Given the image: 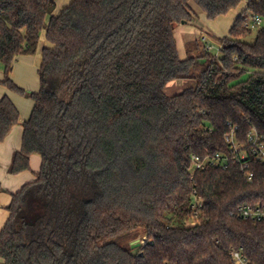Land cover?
I'll return each instance as SVG.
<instances>
[{"label": "trees", "instance_id": "1", "mask_svg": "<svg viewBox=\"0 0 264 264\" xmlns=\"http://www.w3.org/2000/svg\"><path fill=\"white\" fill-rule=\"evenodd\" d=\"M241 1L69 0L54 15V0H0V84L33 102L21 120L1 97L0 141L21 125L12 174L41 158L5 207L3 264H232L230 249L264 264V221L232 213L264 203V165L250 163L251 182L235 163L188 170L192 154L227 152L232 128L240 141L264 136V27L244 41L264 0H247L218 53L201 36L181 59L172 27L195 22V7L213 20ZM43 29L39 89L26 91L12 64ZM176 80L194 85L168 94ZM193 192L203 207L189 225Z\"/></svg>", "mask_w": 264, "mask_h": 264}, {"label": "crops", "instance_id": "2", "mask_svg": "<svg viewBox=\"0 0 264 264\" xmlns=\"http://www.w3.org/2000/svg\"><path fill=\"white\" fill-rule=\"evenodd\" d=\"M55 3L56 4H55L54 15H57L65 6L68 5L69 0H55ZM195 9L198 15L197 18L199 17L206 18L203 12H201L197 8ZM243 9L241 8L238 11V9L235 8L229 11L227 14H232V13L234 15L236 14L233 18V21H234L236 16ZM221 18L222 16H219L211 21H216ZM233 21H232V24H233ZM184 25H187V24L178 23L177 25L173 24L172 27H173L175 41L177 42V36H179L181 42L184 43V46H185V38H183L184 36L182 34L183 32H185ZM179 26H182V27L179 30H177ZM176 31H179V35L177 36H176ZM200 36L202 37L207 36L209 39V36L207 34L204 35L203 33H199L198 35L197 33L195 37L191 39H186V41L188 42L191 40H195L196 38ZM45 45H47V41L45 39V31H44L40 33L36 52L32 55L18 56L12 64V69L10 73L11 79L17 86H19L20 88L26 91L28 90L37 91L39 89V77H38L37 71H38V68L40 66L41 59H42L41 50ZM180 58L183 59L185 58V56L184 57L180 56ZM3 72H4L3 67H1L0 68V80L3 79L4 77ZM171 82H175L178 85L183 84L184 85L183 88L187 86L191 87L194 84L193 81L191 80H176V81H171ZM166 88H165V91H166ZM4 95H7L11 99V101L14 103V105L17 107V110L19 112V118L21 120H26L29 117L32 107H33L32 100L21 98L20 96L17 95V93L11 92V90H9L6 86L0 84V99ZM21 140H22V127L21 125L17 124L13 126L11 130L9 131V133L7 134V136L2 141H0V231L5 225V222L8 217V212L5 209V207L10 203L12 194L17 192L24 184L33 181L35 179V174L39 171L40 166H41L40 156L38 154H32L29 158V170L22 171L17 174H12L9 172V167H10V163L12 160V156L15 151H18L20 149Z\"/></svg>", "mask_w": 264, "mask_h": 264}, {"label": "built area", "instance_id": "3", "mask_svg": "<svg viewBox=\"0 0 264 264\" xmlns=\"http://www.w3.org/2000/svg\"><path fill=\"white\" fill-rule=\"evenodd\" d=\"M261 21L262 18L258 16H250L245 22V27L252 30V28L259 26ZM202 41L205 44V48L211 51L213 46L207 38L202 37ZM219 48L216 49V53H218ZM224 138L228 145L227 152H216L214 155L209 156L192 154L190 156L188 170L191 173H195L196 171H203L209 167L225 169L230 164L235 163L243 173L245 181L251 182L254 174L251 171L250 163L254 160L264 165V136L260 135L253 128L247 133L245 141H240L236 137L235 128H232ZM192 196L190 204L191 219L187 221L189 225H193L196 222L203 207L201 197L195 192L192 193ZM232 213L242 220L252 222L264 221V203H241L234 208ZM229 257L232 264H253L244 255L243 251L239 249H230Z\"/></svg>", "mask_w": 264, "mask_h": 264}, {"label": "rangeland", "instance_id": "4", "mask_svg": "<svg viewBox=\"0 0 264 264\" xmlns=\"http://www.w3.org/2000/svg\"><path fill=\"white\" fill-rule=\"evenodd\" d=\"M54 2H55V0H54ZM246 2H247V0H242L241 3L239 4V6L236 7V9H238V11L241 8L243 9L246 6ZM54 10H55V6H54L53 10L51 11V14H54ZM235 15L233 13L232 14H226V15H223L221 19L216 20V21H211L208 18L206 19L204 17L203 18L199 17L196 19V22H194L193 24L184 25L185 32H183L182 34L184 36L183 38H185V43L187 42L186 39H191V38L195 37V35L197 33H198V35H199V33H203L204 35L207 34L209 36L210 41H209L208 37L206 36L207 40L213 46L211 52L216 53L217 52L216 49L218 47H220V39L223 36L228 35L229 28L232 25V21H233V18ZM48 16L46 17V20H48ZM249 20H251V19H249ZM174 25H177V23H174ZM181 27L182 26H179V28L177 30H179ZM261 27H264V20L261 21L259 26L252 28L251 33L244 38V41H246L248 43H253L255 36H256V32ZM44 31L45 30L43 29L41 31V33ZM177 35H179V31H176V36ZM39 45H40V43H39ZM176 47H177L179 55L184 57L185 56V48H184L185 46H184V43L181 42L179 36H177ZM1 67H3L2 64H0V68ZM244 78H245V76H244ZM183 87H184L183 84L178 85L175 82H171L167 85L166 91H167V93L172 94V93H176L178 91H181L182 89L188 88V86L185 88H183ZM28 91H30V90H28ZM11 92H13V91H11ZM17 95L20 96L21 98L29 99V98L24 97L23 95H20V94H17ZM140 238H141V240H139V242H136L135 244H137V245L142 244V242L144 241V236L140 235ZM0 264H2L1 259H0Z\"/></svg>", "mask_w": 264, "mask_h": 264}, {"label": "water", "instance_id": "5", "mask_svg": "<svg viewBox=\"0 0 264 264\" xmlns=\"http://www.w3.org/2000/svg\"><path fill=\"white\" fill-rule=\"evenodd\" d=\"M182 24H185V21L182 22ZM138 242V240H135L134 243Z\"/></svg>", "mask_w": 264, "mask_h": 264}]
</instances>
